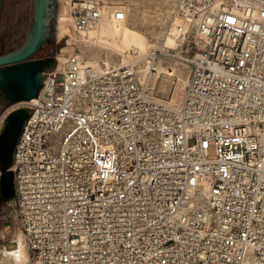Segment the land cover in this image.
<instances>
[{
    "label": "built area",
    "instance_id": "2783aa9c",
    "mask_svg": "<svg viewBox=\"0 0 264 264\" xmlns=\"http://www.w3.org/2000/svg\"><path fill=\"white\" fill-rule=\"evenodd\" d=\"M60 1L77 31L125 16ZM129 53H70L20 101L8 204L28 263L264 264V0H178L156 46ZM168 59L189 67L178 104L140 72Z\"/></svg>",
    "mask_w": 264,
    "mask_h": 264
},
{
    "label": "rangeland",
    "instance_id": "374dc122",
    "mask_svg": "<svg viewBox=\"0 0 264 264\" xmlns=\"http://www.w3.org/2000/svg\"><path fill=\"white\" fill-rule=\"evenodd\" d=\"M28 1L30 2V0ZM110 1L118 6H124L125 29L120 31L117 24L110 19L113 23L112 27H108L105 24H96L92 26L94 27L95 35L91 39V36L86 33L87 31L81 32L73 28L71 18L68 15L67 6L60 0H56L54 39L51 41L52 43L50 46L37 55L53 54L55 64L52 66H55L56 63H61L70 53H77L79 56L90 61H98L104 58L111 59L116 63H125L132 57L129 53L130 49L138 48L142 51H147L149 48L156 46L163 37L165 27L172 20V10L178 0ZM16 5V11H18L19 17L22 9L20 8V4ZM16 14L17 12L14 16ZM61 15H64L68 21L66 22L65 28L60 26ZM107 17H109L108 14ZM119 40L121 41L119 42ZM163 62L164 63L160 65L170 66L169 68L174 69L173 85L171 84L172 79L166 81L163 74L158 71L147 77H142L145 81H148L149 90L153 98L165 100L172 104H178L187 82L186 79H188L189 67L185 62L175 59L163 60ZM162 83H165L164 85L168 88L170 86L171 90L168 89L166 92L159 91L160 84ZM23 104L25 105V103L19 102L6 104L2 107L0 112V131L9 112L19 106H23ZM208 152L210 155L215 154V146L213 144L209 146ZM13 197L14 195L5 202H0V264H29L30 251L27 242L21 231L19 221L15 216L13 208L8 204ZM2 222L5 223V231H2ZM21 242L24 244L27 253V259L24 262H21V260L12 253V251L19 247Z\"/></svg>",
    "mask_w": 264,
    "mask_h": 264
},
{
    "label": "water",
    "instance_id": "95a60500",
    "mask_svg": "<svg viewBox=\"0 0 264 264\" xmlns=\"http://www.w3.org/2000/svg\"><path fill=\"white\" fill-rule=\"evenodd\" d=\"M50 2L51 0H35L37 16L34 30L32 29L28 39L20 48L0 56V83L10 94L11 104L37 97L43 85L44 71L55 64L53 54L44 58H33L41 46L44 33L42 13ZM27 117V107L20 106L13 109L9 112L8 123L0 135V196L4 199L14 195L13 172L9 168L15 145Z\"/></svg>",
    "mask_w": 264,
    "mask_h": 264
},
{
    "label": "flooded vegetation",
    "instance_id": "af4514ba",
    "mask_svg": "<svg viewBox=\"0 0 264 264\" xmlns=\"http://www.w3.org/2000/svg\"><path fill=\"white\" fill-rule=\"evenodd\" d=\"M16 4H20V8L23 10V12L21 10V15L19 17L18 11H16ZM55 9L56 0H51L47 9L42 13L44 19L42 30L44 33L42 35L41 46L38 48L33 58L50 56L49 53L45 55L37 54L50 46L52 43L51 41L54 39ZM16 12L17 14L14 16ZM36 16L35 0H30V2L28 0L20 2L18 0H0V56L9 54L24 44L32 32L33 26L36 24ZM9 95L4 85L0 83V112L4 105L11 104ZM7 116L1 128L0 135L8 123Z\"/></svg>",
    "mask_w": 264,
    "mask_h": 264
},
{
    "label": "bare ground",
    "instance_id": "6f19581e",
    "mask_svg": "<svg viewBox=\"0 0 264 264\" xmlns=\"http://www.w3.org/2000/svg\"><path fill=\"white\" fill-rule=\"evenodd\" d=\"M120 8H122L124 11H125V9H124V6H119ZM107 14L109 15V17H107ZM125 17V16H124ZM110 19L111 20H113L114 21V23L115 24H117V27L120 29V31H122L123 29H125V26H124V22H125V20H124V18L123 19H121V20H116V19H114L113 18V16L111 15V13H107V11H105V13H104V15H103V17H101V19L96 23V24H105V25H107L108 27H112L113 26V23L110 21ZM66 22H68L67 20H66V17L64 16V15H61V17H60V26H62L63 28H65V25H66ZM178 22V20L177 19H175L174 20V24H176ZM96 24H94V25H96ZM128 24V23H127ZM129 26V25H128ZM90 29V30H89ZM83 31H87L86 33L87 34H89V36H91V39H92V37L95 35V30H94V27H89V28H87V29H85V30H82L81 32H83ZM97 35V34H96ZM114 35V34H113ZM147 36V35H146ZM148 37V36H147ZM97 39V38H96ZM104 39V38H103ZM102 40V39H101ZM116 40V39H115ZM121 40H119V42H120ZM96 42V41H95ZM166 42L168 43V44H172L173 43V39H172V37L171 36H169L167 39H166ZM119 44V43H118ZM108 46V45H107ZM116 48H118V47H116ZM150 49V48H149ZM137 50H139L142 54L143 53H145V52H147V51H142L141 49H138L137 48ZM124 56V55H123ZM122 57V56H121ZM95 62H97V61H95ZM140 67H141V69H140V72H141V75L143 76V77H147L149 74H147L146 73V63L144 62V63H141L140 64ZM170 66H162V65H160L159 66V70H158V72L159 73H162L163 74V76L165 77L164 79H166V81H168V80H171L172 79V82H171V84L173 85V83H174V81H173V75H174V69H171V68H169ZM187 80V79H186ZM165 84V83H164ZM163 83L162 84H160V90L159 91H162V92H166V91H168V89H170V86H169V88L166 86V85H164ZM170 84V85H171ZM171 90V89H170ZM160 94H161V92H160ZM164 94V93H163ZM165 96V95H164ZM22 236V235H21ZM12 253L14 254V256L16 255L20 260H21V262H24L26 259H27V253H26V250H25V248H24V244L21 242L20 243V245H19V247L17 248V249H15L14 251H12ZM245 264H255L252 260H249V261H246L245 262Z\"/></svg>",
    "mask_w": 264,
    "mask_h": 264
},
{
    "label": "crops",
    "instance_id": "0c3cea01",
    "mask_svg": "<svg viewBox=\"0 0 264 264\" xmlns=\"http://www.w3.org/2000/svg\"><path fill=\"white\" fill-rule=\"evenodd\" d=\"M2 231H5V223L4 222H2Z\"/></svg>",
    "mask_w": 264,
    "mask_h": 264
},
{
    "label": "trees",
    "instance_id": "16d2710c",
    "mask_svg": "<svg viewBox=\"0 0 264 264\" xmlns=\"http://www.w3.org/2000/svg\"><path fill=\"white\" fill-rule=\"evenodd\" d=\"M6 200H8V198H6V199L0 198V202H5Z\"/></svg>",
    "mask_w": 264,
    "mask_h": 264
}]
</instances>
